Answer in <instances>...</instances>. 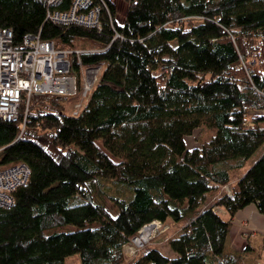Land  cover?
Here are the masks:
<instances>
[{"label": "trees", "instance_id": "obj_1", "mask_svg": "<svg viewBox=\"0 0 264 264\" xmlns=\"http://www.w3.org/2000/svg\"><path fill=\"white\" fill-rule=\"evenodd\" d=\"M104 1L112 17L102 11L92 28L50 21L43 0H0L14 47L39 34L101 67L77 116L66 111L79 93L45 94L25 124L22 110L19 122L0 120V171H30L0 206V264H244L224 246L236 212L253 204L264 215V150L237 176L264 146V0H124L121 24ZM152 220L168 226L161 236L180 223L163 240L175 256L159 236L126 262L123 247Z\"/></svg>", "mask_w": 264, "mask_h": 264}, {"label": "built area", "instance_id": "obj_2", "mask_svg": "<svg viewBox=\"0 0 264 264\" xmlns=\"http://www.w3.org/2000/svg\"><path fill=\"white\" fill-rule=\"evenodd\" d=\"M43 1L49 8L46 17L52 22L99 28L102 11L112 17L104 0H72L69 8L63 11L59 7L64 0ZM13 36L11 29H0V120L13 124L19 122L22 110L25 124L31 99L34 95L45 94L71 97L79 93V99L72 104L71 110V115L77 116L83 109L82 101L89 98L97 83L101 67L83 68L79 59L82 50L56 49L53 42L40 41L39 34L25 36L19 47L13 46ZM73 58L81 76L79 92V75L74 70ZM29 172L28 166L24 164L0 171L1 207H10L13 202L11 192L26 185ZM227 192L230 193L228 188ZM167 230L168 226L157 220L142 226L138 235L123 247L126 262L136 258L153 239Z\"/></svg>", "mask_w": 264, "mask_h": 264}, {"label": "crops", "instance_id": "obj_3", "mask_svg": "<svg viewBox=\"0 0 264 264\" xmlns=\"http://www.w3.org/2000/svg\"><path fill=\"white\" fill-rule=\"evenodd\" d=\"M229 228L225 255L239 254L244 264H264V215L256 205L236 212Z\"/></svg>", "mask_w": 264, "mask_h": 264}, {"label": "rangeland", "instance_id": "obj_4", "mask_svg": "<svg viewBox=\"0 0 264 264\" xmlns=\"http://www.w3.org/2000/svg\"><path fill=\"white\" fill-rule=\"evenodd\" d=\"M116 6H117V11H116V21L117 23H123L124 19H125V12H126V8H127V5L125 3L124 0H111ZM88 99H84L82 101V105L83 107L85 106V104L87 103ZM71 110H72V106L68 108V110L66 111V114L68 115H71ZM211 135H213V131H210V132H207V131H203V134L200 136V140H209V138L211 137ZM197 137H199V132L196 131L194 133L193 136H189L187 138H185V143H186V146L187 148H193L195 146H197L198 144L196 143L197 142ZM199 140V141H200ZM263 150H264V146L260 147V149L257 150V152L255 153V155L248 161V163L244 166V168H242L241 170H239L237 172V176L239 175H243L245 174V171L254 163L255 159H257L262 153H263ZM105 190V187L102 186V188H98V186L95 184V186L93 187V190L95 193H94V199L96 201H101V202H105L106 204H102L103 206H106V208L108 209V211L111 213V215L113 217H116V215L118 214L117 210L112 206V201L110 200H106L105 201V195H103L101 193V191ZM170 223V222H169ZM180 223L178 224H175V223H170V230L168 233H166L165 235H162L160 238L156 239L155 240V243H157L158 247L160 249H162L163 253L166 254L167 257L169 258H172L175 256V253L171 252L169 250V248L165 249L166 247V242L163 241L165 238L171 236V234L174 232L173 229H171V227H178ZM74 227L72 226H66L63 231H71L73 230ZM66 264H80V257H78V255H74V256H70L66 259Z\"/></svg>", "mask_w": 264, "mask_h": 264}]
</instances>
